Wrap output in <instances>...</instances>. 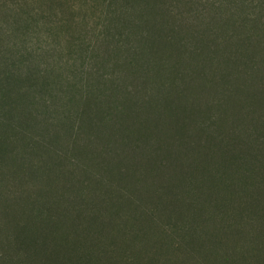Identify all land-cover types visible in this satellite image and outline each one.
Wrapping results in <instances>:
<instances>
[{
	"label": "rangeland",
	"instance_id": "1",
	"mask_svg": "<svg viewBox=\"0 0 264 264\" xmlns=\"http://www.w3.org/2000/svg\"><path fill=\"white\" fill-rule=\"evenodd\" d=\"M0 264H264V0H5Z\"/></svg>",
	"mask_w": 264,
	"mask_h": 264
},
{
	"label": "trees",
	"instance_id": "2",
	"mask_svg": "<svg viewBox=\"0 0 264 264\" xmlns=\"http://www.w3.org/2000/svg\"><path fill=\"white\" fill-rule=\"evenodd\" d=\"M6 1L5 0H0V8L6 6Z\"/></svg>",
	"mask_w": 264,
	"mask_h": 264
}]
</instances>
